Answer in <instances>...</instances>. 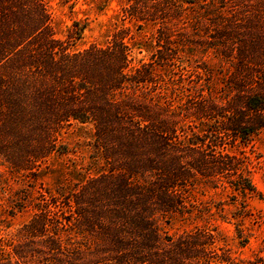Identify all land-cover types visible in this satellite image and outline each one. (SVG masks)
Masks as SVG:
<instances>
[{"label": "trees", "instance_id": "obj_1", "mask_svg": "<svg viewBox=\"0 0 264 264\" xmlns=\"http://www.w3.org/2000/svg\"><path fill=\"white\" fill-rule=\"evenodd\" d=\"M119 3L117 20L154 27L146 61L128 26L76 48L79 22L58 38L44 0H0V164L35 179L56 154L66 177L0 239V264H238L209 225L161 224L210 215L205 186L243 209L260 197L231 148L264 131V0ZM72 129L89 135L81 164Z\"/></svg>", "mask_w": 264, "mask_h": 264}, {"label": "rangeland", "instance_id": "obj_2", "mask_svg": "<svg viewBox=\"0 0 264 264\" xmlns=\"http://www.w3.org/2000/svg\"><path fill=\"white\" fill-rule=\"evenodd\" d=\"M44 1L56 37L65 38L67 30L74 21H77L84 27L75 47L84 48L91 43L104 44L110 41L120 28L128 26V35L124 40L138 42L137 46H140L132 48L133 64H137L138 60L148 59L151 50L148 45L154 42L152 38L154 27L146 25L137 29L126 20H117L115 15L120 9L119 0ZM63 136V139L75 149V152L66 158L78 164L87 161L89 135L84 131L72 129ZM231 150L248 158L249 175L260 197L247 199L243 203L244 211L240 201L231 203L229 190L205 186L199 188L195 195L198 200L210 205V215L205 213L200 217L171 218L161 225L162 230L168 233L209 225L217 232L219 244L229 250L233 262L242 264L254 255L264 253V131L254 136L249 143L235 146ZM47 162L49 167L35 179L25 176L27 174L25 172H13L0 164V239L12 237L17 228L32 215L35 198L52 188L57 181L66 178L62 170L63 156L53 154ZM236 212H245L246 215L242 217L237 214L239 217H236ZM236 227L242 230L241 237L237 236Z\"/></svg>", "mask_w": 264, "mask_h": 264}]
</instances>
